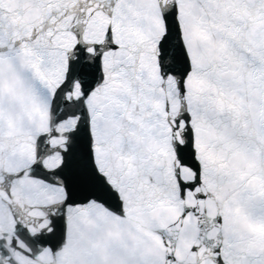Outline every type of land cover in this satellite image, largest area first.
I'll return each mask as SVG.
<instances>
[{
  "label": "water",
  "instance_id": "obj_1",
  "mask_svg": "<svg viewBox=\"0 0 264 264\" xmlns=\"http://www.w3.org/2000/svg\"><path fill=\"white\" fill-rule=\"evenodd\" d=\"M0 13V264H264V0Z\"/></svg>",
  "mask_w": 264,
  "mask_h": 264
},
{
  "label": "snow or ice",
  "instance_id": "obj_2",
  "mask_svg": "<svg viewBox=\"0 0 264 264\" xmlns=\"http://www.w3.org/2000/svg\"><path fill=\"white\" fill-rule=\"evenodd\" d=\"M3 0H0V6H2ZM0 27H3V14L0 13ZM181 52H183V49H181ZM170 63L175 62L178 66V70L181 72V91H184L183 86V77L187 76L188 73V58L187 56H183V62L181 63L179 58H176L175 60L170 58ZM184 119H188V117H184ZM177 125H179V121H177ZM189 137V149H191V139H192V133L191 129H189L188 132ZM94 179V176L86 173V172H74L71 169L69 170V182L72 187H87ZM188 187H191L190 185Z\"/></svg>",
  "mask_w": 264,
  "mask_h": 264
}]
</instances>
